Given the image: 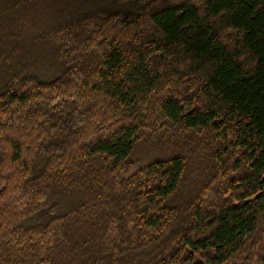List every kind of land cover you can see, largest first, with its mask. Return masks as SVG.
<instances>
[{
  "label": "trees",
  "instance_id": "1",
  "mask_svg": "<svg viewBox=\"0 0 264 264\" xmlns=\"http://www.w3.org/2000/svg\"><path fill=\"white\" fill-rule=\"evenodd\" d=\"M0 264H264V0H0Z\"/></svg>",
  "mask_w": 264,
  "mask_h": 264
}]
</instances>
